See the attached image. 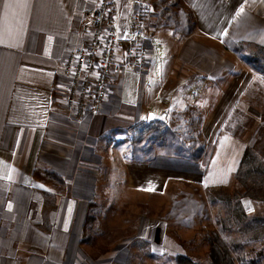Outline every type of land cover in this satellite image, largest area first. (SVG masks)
I'll return each instance as SVG.
<instances>
[{"label": "crops", "instance_id": "crops-1", "mask_svg": "<svg viewBox=\"0 0 264 264\" xmlns=\"http://www.w3.org/2000/svg\"><path fill=\"white\" fill-rule=\"evenodd\" d=\"M98 2L0 0V264H37L10 250L40 246L35 240L41 236L66 248L77 222L75 202L89 200L86 185L93 189L98 183L86 174L92 156L100 163L111 151L125 149L127 155L119 158L128 182L146 194L164 192L173 178L224 185L232 175L226 169L232 171L241 160L246 145L224 136L220 122L240 94L236 69L252 68L242 59L247 46L264 50V0H151L147 64L126 68L110 86L102 110L77 120L61 96L62 66L86 43L90 34L82 12ZM114 6L118 34L125 37L133 0H114ZM230 43L244 49L238 53ZM203 103L210 105L205 112ZM182 105H191L200 117L201 160L166 155L153 143L138 153L133 142L145 127L166 122ZM140 153L144 156L138 158ZM57 184L65 188L59 194ZM85 214L86 207L79 232ZM138 231L150 242L157 234L148 220ZM158 234L165 237V229Z\"/></svg>", "mask_w": 264, "mask_h": 264}, {"label": "rangeland", "instance_id": "rangeland-1", "mask_svg": "<svg viewBox=\"0 0 264 264\" xmlns=\"http://www.w3.org/2000/svg\"><path fill=\"white\" fill-rule=\"evenodd\" d=\"M256 50L258 57L264 60V50ZM254 52L256 51L248 49L247 46L244 54L250 55ZM236 72H238V81L241 82L240 94L233 106L234 109L224 122H220L223 123L220 127L224 136H233L243 145L251 146L264 164V75L252 68H239ZM211 100L212 98L209 99ZM209 107V104L203 103V112ZM190 108L193 107L182 105L172 109L168 113L166 122L162 123L171 126L180 133V137H183V133L185 135L193 129L195 115ZM184 126L188 129H183ZM199 130L201 131V122ZM183 138L182 140L186 141ZM122 151L123 153L117 154L111 151L108 153V160L100 163L96 156H92L90 160L92 169L86 171V174L91 178L95 177L98 183L93 189V185H86V196L89 200L82 199L75 202L78 215L74 219L77 222L75 221L73 225L75 232L71 231L68 234L66 248L54 247L55 238L49 242L43 236L40 239H36L35 236V241H39L37 244L40 246L10 251L25 258V261L29 258L37 259L39 260L37 264H171V260L179 254L194 258L199 264H205L209 250L207 239L212 231L218 229L216 216L219 214L226 219V226L229 227L227 233L235 242L243 243V246L238 248V252L246 260L254 258L259 264H264V198L256 199L245 195L247 190L251 194L264 195V174L260 178H246L236 173L238 167L232 171L226 169L227 172H232L228 182L209 187L184 181L182 178L174 179L177 174L172 173L170 175L173 179L168 182V188L164 192L146 194L136 190L135 183L130 185L128 182L126 167L120 164L119 158L120 154L126 156L128 152L125 149ZM214 154L216 156L217 153ZM221 154L222 159L227 160L226 154ZM140 155L143 157L144 153ZM56 186L57 191L54 192L57 194L65 189L60 184ZM234 193L239 195L247 219L253 227L248 233L257 232L263 237L248 242L241 235L240 228L244 223L238 224V219L231 215L232 205L229 207L225 202L210 200V197L215 195L231 196ZM199 197L200 200L197 199ZM184 198L197 199L199 204L204 202L206 211L199 216H192L190 212L181 215L174 208V203ZM52 202L53 198L47 199L45 214L51 208ZM89 202L96 204L97 218L91 223L92 230L86 232L83 227L85 221L83 217L82 230L79 232L81 213L84 207L87 209ZM44 219L45 224L48 225L47 219ZM145 220L154 225L157 232L153 234V242L148 240L146 232L138 231V226ZM45 224L43 223V226ZM163 229L166 232L165 237L158 234L159 230L162 232ZM87 236H90V239L84 242ZM64 240L65 236L61 241L64 243Z\"/></svg>", "mask_w": 264, "mask_h": 264}, {"label": "built area", "instance_id": "built-area-1", "mask_svg": "<svg viewBox=\"0 0 264 264\" xmlns=\"http://www.w3.org/2000/svg\"><path fill=\"white\" fill-rule=\"evenodd\" d=\"M114 0H99L86 8L87 41L74 49L62 66L61 96L74 119L100 112L116 76L126 68H143L148 62L146 31L153 17L151 0H133L129 33L118 34Z\"/></svg>", "mask_w": 264, "mask_h": 264}, {"label": "trees", "instance_id": "trees-1", "mask_svg": "<svg viewBox=\"0 0 264 264\" xmlns=\"http://www.w3.org/2000/svg\"><path fill=\"white\" fill-rule=\"evenodd\" d=\"M230 48L238 53L244 49L243 46L236 43H230ZM242 59L245 60L253 70L264 75V60L260 59L256 52L250 55H242ZM200 122L201 120L199 115L194 116L192 131L190 130L186 132L185 135L183 133V137L186 138L180 137V133L173 130L169 125L163 124L161 122H152L148 127H145L144 134L142 133V136L136 138L135 142H133L138 145V148H136L138 150L136 151H138V153L141 152V150L148 151L152 148L153 143L156 145V149L160 150L166 155L181 157L193 162H198L201 160L205 153V142L203 141L201 137V131L199 130ZM182 128L188 129L187 126H184ZM182 138L186 141L182 140ZM148 144H151V146H148ZM140 157L141 155H138V158ZM236 173L246 178H260L261 176H263L264 164L255 154L251 146H245ZM245 195H249L250 197L256 199L264 198V195L259 196L251 194L249 190L245 192ZM197 199L200 200L201 198L199 197ZM197 199H181L180 201L174 203V208H176V210H178L181 215H186L188 212H190L192 216H199L200 214H203L204 211H206V205L204 202H201L199 204ZM210 200L225 202V204L229 207L232 205L231 209L233 211V214L231 215L234 218L238 219V224L244 223V226H241L240 228L242 233L241 235L242 237H245L248 242H253L255 241V239L263 237L257 232H254L253 234L248 233L249 229L253 227L251 226L250 221H248L247 219V214L242 207L241 200L237 193H234L231 196L215 195L214 197H210ZM96 218V204L93 202H89L86 209L85 221L83 225L86 232L92 230L91 223ZM256 219L260 220L261 218ZM216 224L218 226V229L216 231H212L207 239L209 250L206 254L205 264H259V262L254 258L246 260L242 256V254L238 252V248H240V246H243V243L235 242L230 234L227 233L229 227L226 226V219H224V217L218 214L216 216ZM85 239L86 240L83 241L87 242L90 239V236H87ZM171 264H199V262L187 255L179 254L171 260Z\"/></svg>", "mask_w": 264, "mask_h": 264}, {"label": "snow or ice", "instance_id": "snow-or-ice-1", "mask_svg": "<svg viewBox=\"0 0 264 264\" xmlns=\"http://www.w3.org/2000/svg\"><path fill=\"white\" fill-rule=\"evenodd\" d=\"M149 118H151V117H149Z\"/></svg>", "mask_w": 264, "mask_h": 264}]
</instances>
